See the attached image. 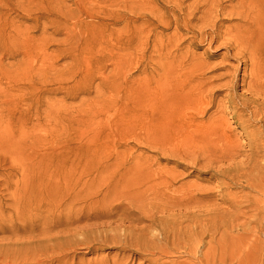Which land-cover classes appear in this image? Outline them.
<instances>
[{
	"label": "bare ground",
	"instance_id": "bare-ground-1",
	"mask_svg": "<svg viewBox=\"0 0 264 264\" xmlns=\"http://www.w3.org/2000/svg\"><path fill=\"white\" fill-rule=\"evenodd\" d=\"M83 3L76 0L73 9L65 10L53 8L48 0H0V188L12 201L6 204L0 190V214L12 212L6 219L11 226L0 238V264L18 259L19 264H55L45 253L44 260H37L33 253L4 252L12 239L34 233L37 223L27 214L61 206L64 183L77 177L79 148L63 137L70 128L64 100L88 88L94 73L110 89L121 119H137L147 132L155 127L157 134L166 130L169 136L205 143L211 158L232 172L226 173V191L235 192L226 199L232 212L225 216L243 221L235 233L247 237L245 253H222L218 260L213 254L198 259L193 253L196 260L185 264H264V0H104L106 9L119 5L133 13L128 22L137 24L138 37L144 27L161 35L155 77L147 75L150 64L140 51L136 70L144 76L135 81L125 76L133 37L122 35L125 45L116 41L119 52L115 45L106 56L102 48L94 51L100 38L78 11ZM156 5L164 11L150 16L134 12ZM105 17L113 25V20L126 19L112 13ZM140 19L145 22L139 24ZM167 30L172 33L162 36ZM60 34L64 39L54 42L53 35ZM206 44L224 50L236 65L223 73L212 70L190 50L191 45ZM66 56L69 68L59 65ZM107 63L113 67L109 77L102 72ZM222 92L223 99L216 102ZM230 112L241 129L239 137L225 117ZM79 113L83 111L69 114L73 127L80 123ZM240 138L247 142L240 143Z\"/></svg>",
	"mask_w": 264,
	"mask_h": 264
},
{
	"label": "rangeland",
	"instance_id": "rangeland-1",
	"mask_svg": "<svg viewBox=\"0 0 264 264\" xmlns=\"http://www.w3.org/2000/svg\"><path fill=\"white\" fill-rule=\"evenodd\" d=\"M48 1L55 9L62 6L69 10L76 0ZM107 4L104 0H84V7L78 6L92 34L100 38L94 51L102 48L101 53L106 56V50L112 49L116 41L126 44L122 35L133 37L128 49L131 55L126 56L131 60L126 78L135 81L144 76L136 70L140 66L136 58L140 51L150 64L147 75L155 77L160 33L144 27L138 37L137 24L128 22L133 13L119 5L106 9ZM155 11L163 12L164 8L156 5L134 12L150 16ZM106 13L126 19L113 20V25ZM144 22L140 19L138 23ZM171 33L172 30H167L161 34ZM63 39V34L53 35L54 42ZM190 50L212 70L221 73L223 68L232 69L236 65L224 56V50L209 48L207 44L191 45ZM59 65L69 68L68 56ZM112 70L107 63L103 76L109 77ZM94 76L88 88L64 100L70 128L66 127L63 137L68 144L79 148L81 164L77 177L64 183L65 199L61 206L39 215L27 214V218L37 223L34 233L12 239L4 253H33L37 260H44L41 253H45L55 264H185L196 260L193 253H198V259L213 254L217 260L222 253H245L247 237L235 233V226L243 221L235 223L230 215L225 216L232 212L226 204V199L235 193L226 191V173L232 172L224 169L218 158H211L205 143L192 142L180 135L169 136L166 130L157 134L155 127L150 128L154 129L153 133L147 132L137 119H121L110 89L100 82V76L95 73ZM65 79L72 82L69 75ZM223 96V92L216 94V102ZM79 111H83L77 115L80 123L73 127L69 114ZM230 116L231 112L225 113L231 131L239 137L241 129ZM192 132L193 129L188 130L189 134ZM96 136L98 139L93 140ZM50 140L59 141V138L50 136ZM239 142L247 140L240 138ZM2 189L6 204H12ZM201 195L206 198L194 200ZM11 216L9 210L0 214L5 222L0 223V238L4 236L2 230L11 226L6 222ZM20 262L18 259L13 264Z\"/></svg>",
	"mask_w": 264,
	"mask_h": 264
}]
</instances>
